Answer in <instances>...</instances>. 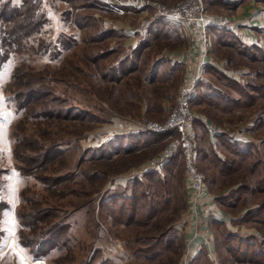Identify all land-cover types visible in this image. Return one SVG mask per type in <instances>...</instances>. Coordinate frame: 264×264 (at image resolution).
I'll list each match as a JSON object with an SVG mask.
<instances>
[{"label": "rangeland", "instance_id": "374dc122", "mask_svg": "<svg viewBox=\"0 0 264 264\" xmlns=\"http://www.w3.org/2000/svg\"><path fill=\"white\" fill-rule=\"evenodd\" d=\"M5 1L7 0H0V4ZM11 1L14 4L20 2ZM40 1L41 9L48 19V24L39 33L40 37L36 35L29 38L21 53L12 54L0 65V96L3 97L0 100V264H32L37 258H43L46 264H86L89 260L92 261L91 264H99L101 260H107L108 264H187L191 257L186 247L188 238L185 235V226L190 216L188 208L191 205H194L195 209L202 206L198 202L194 204L190 201L189 192L187 200L185 199L180 188L181 181L176 179L179 177L174 174L169 211L147 227L144 224L138 227L130 223L128 228H125L114 219L99 218L97 214V206L101 200L110 195L126 194L130 189L132 179H124L130 170L138 169L159 155L167 144L165 142L167 136H164L158 141L160 145L156 149L157 152L147 159L146 146L141 147L139 153L126 154L122 151L116 153L117 145L111 148L112 142L117 141L119 134L125 136L142 133L127 132V129L144 126L149 122L162 124L168 114L167 112L160 120L146 118V82L142 80L146 75V52L143 56L145 67L129 79L125 78L130 75L123 78L124 80L112 83L100 77L102 69L112 65L116 58L132 48L127 44L128 34L134 32L135 38L139 36L143 38L144 42L139 41L138 44H144L146 47V23L156 21V18H152L153 11L124 8L118 13L109 8L105 0H87L90 7L76 9L72 7V3L69 4L65 0ZM153 1L167 6L183 2V0ZM255 2L264 8V0ZM203 5L208 15L216 16L215 19L219 20L221 12L219 13L216 8H222L221 6L209 7L204 2ZM81 14L90 16L92 20L88 27L78 29L73 22H79ZM108 28L113 29L114 34L102 42L94 41L92 36ZM135 30L139 32L136 33ZM61 32L75 37L76 43L73 47L63 51L52 62L46 56L35 54L39 38L47 42L54 40ZM216 38L213 33L211 48L203 51V56H206V52L208 54L211 52L216 59H221L224 66L239 73L238 83L231 79L227 81L228 86L218 84L217 80L215 83L220 93L224 92L225 96L242 100L239 107L236 106L229 111L230 114L236 111L244 114L240 123L238 120L233 121L231 131L253 138L255 142L251 151L252 159L259 160L264 157V90L257 93L250 88L264 85V74L260 79L258 77L264 73V63L258 60L249 61L238 54L236 47L238 45L235 42L234 47L218 45ZM263 45L260 44L259 48L264 51ZM48 46L53 53L56 52V49H52L55 48L53 43ZM96 51L103 56L97 61ZM16 67L19 71L13 81L11 76ZM190 69L195 72L198 64L196 68ZM199 70L201 77L202 66ZM187 73L182 75L180 82ZM31 76L42 77L45 88L64 100L62 103L64 108H73L78 118L58 120L36 116L41 109V105L37 103L16 112L9 99L12 96L11 91L23 90V87L18 85ZM234 82L247 87L240 91ZM178 87L179 85L176 88L174 85H168L164 87L167 90L153 89L156 91H153L152 95L175 93L173 107ZM133 90L137 94L134 95ZM157 108L154 107L152 110L155 111ZM190 109L193 113L198 112L191 105ZM199 111L210 115V119H216L212 118L214 114L212 111L216 110L204 106ZM217 112L221 117L215 121L219 124L223 117L221 114L225 112ZM223 121L220 126L223 125ZM194 130L197 168L204 177V192L208 191L217 197L224 195L231 188H245L236 208L220 209L213 200L214 209L226 213L232 222L225 225H214L211 221L206 223L211 232L209 238L205 237L210 244L209 252L203 250L207 258L212 264H233L222 248L220 239L230 232L256 238L263 237L264 227L259 228L254 223L240 225L234 220L246 210L259 206L264 197H256L252 193L254 178H248L245 172L240 170L222 175L216 167L204 160L201 154L210 149V144L204 134L202 135L196 128ZM20 142L21 147H17V151L21 156V163H16L13 152L16 144ZM125 143L127 144V141L123 144ZM51 144L58 145L61 152L59 151L60 154L50 163L37 167L34 163L28 162L34 151L38 152ZM225 158L229 165L231 156L227 153ZM261 162L264 164V160ZM178 166L184 174L180 159L176 168ZM17 167L22 168L26 175L18 172ZM91 173L93 175L90 176ZM85 174L88 176L85 177ZM50 178H57V183L42 182ZM245 207L248 209L243 210ZM44 213L49 216L42 218ZM57 222H61L60 227L51 234L47 233L51 225L57 226ZM44 232L47 234L42 235ZM160 236L170 240V247L160 257L150 260L151 255H146V239H158ZM49 244H54L53 248L49 249ZM38 253L41 255L38 256ZM92 257L93 260L90 259Z\"/></svg>", "mask_w": 264, "mask_h": 264}, {"label": "trees", "instance_id": "16d2710c", "mask_svg": "<svg viewBox=\"0 0 264 264\" xmlns=\"http://www.w3.org/2000/svg\"><path fill=\"white\" fill-rule=\"evenodd\" d=\"M65 1L67 3L69 2V4L72 3L74 9L90 7V3L87 0ZM203 2L209 7L221 6L225 8L233 5L226 4L222 2V0H203ZM41 8L40 0H20L19 4H14L11 0H7L0 4V65L5 63L12 54L21 53L26 47L25 42L36 35L39 36L43 27L48 24V19ZM231 8L233 9V6ZM80 16L82 17H80L79 22H73V25L78 29L88 27V23L91 22L92 18L85 14H81ZM210 31L217 37L216 42L218 45H228L229 47L232 45L231 47H234L233 45L237 44L238 54L244 56L249 61L258 60L264 63V51L258 46L242 43L236 36L223 27H211ZM112 34H114V30L108 28L105 31L98 32L97 35L95 34L96 36L94 35L92 37L94 41L102 42ZM41 40L42 39L39 38L35 54L39 53L41 56H46L51 62L63 51L69 50L76 43V39L72 34L66 35L62 32L57 35L54 40L51 39L47 42ZM51 43H53L55 47L52 49H56L55 53H53L49 48L50 46H48ZM144 47V44L139 43L135 48H131L126 53H123L114 60L112 65L101 70L100 77L105 81L113 83L119 82L121 79L133 73L137 69L138 59ZM101 55L102 53L97 52V54H95V57H97L95 61L101 59L99 58L103 57ZM18 71L19 68L16 67L11 76L13 81L17 77ZM263 74L264 73L259 74V79L263 77ZM214 76L223 86H228L227 81H231L218 72H214ZM41 79L42 77H28L27 80L25 79L23 83L18 85L19 87H23V90L20 91L16 89L15 91H11L12 96H9V99L13 103L15 111H23L32 103H37L41 105V109L36 116L58 120L77 119L78 114H76L75 110L71 107L64 108L62 104L64 100L53 94L51 90H47L43 83V79ZM235 85L240 91L245 90L247 87L240 86L236 83ZM250 90L260 93L264 90V85L260 84L259 87H253V89L250 88ZM241 101L242 100L239 99L226 98L222 93L216 96L208 95L202 91V83L198 82L195 85L190 105L201 104L212 110L229 112L236 106L239 107ZM194 127L196 129L197 127L202 128L196 121L194 122ZM202 134L205 135L204 130ZM164 136L166 137L167 135L143 132L137 135H121L118 136L117 141H120L122 144L127 141V144L125 143L122 145L120 143L116 151H122L125 154L134 153L143 146L162 140ZM216 141L220 150L231 156L229 165L225 161L220 160L212 149H206L205 153L201 154V157L203 156L202 158L204 160L216 167L222 175L240 170L245 172L248 178H254L252 193L256 197H264V164L260 160L254 161L252 159L251 145L242 147L238 143L229 142L226 133L217 135ZM21 142L23 143L24 139H22ZM21 142L16 144L13 152L14 158L17 161L16 163H21V156L17 151V147H21ZM33 148L35 149V147ZM59 151L58 145L51 144L47 146V148L40 149L38 152L34 151L32 153L33 156L29 158L28 162L34 163L37 167L42 165L45 166L60 154L61 151ZM22 159L24 160L23 157ZM178 160L179 156H173L165 162L160 171L144 174L140 179H132L130 189L127 191L128 193L110 195L106 199L101 200L97 206L98 217L112 218L116 223L123 225L125 228H128L130 223H134L138 227L144 224L147 227L156 218L169 211L171 183ZM16 169L18 172L26 175V172L24 173L22 168L17 167ZM89 175L91 176L93 174L91 173ZM84 176L87 177L88 175L85 174ZM57 181V178L42 180V182L46 184L57 183ZM244 191V187L231 188L224 195L215 196L213 198L214 203L220 209L236 208L239 205L240 195ZM262 200L259 206L246 210L234 221L240 225L254 223L259 228L264 227V198ZM48 216L49 214L44 213L41 217L46 218ZM60 223L57 222V226L51 225L52 227L50 226L48 228L47 233L51 234L56 231L60 227ZM63 227H65L64 224ZM47 233L44 232L42 235ZM169 241V239L167 240L162 236L158 239H146V255H151L150 260L160 257L170 247ZM220 243L233 264H264V235L263 237L256 238L247 234L230 232L220 239ZM53 245L54 244H49L48 248H53ZM37 255L40 256L41 253ZM90 259L93 260L94 258L92 257ZM90 261L91 260L86 264H91L92 261ZM99 264L108 263L107 260H101ZM187 264L212 263L207 258L206 253L201 249L189 258Z\"/></svg>", "mask_w": 264, "mask_h": 264}, {"label": "crops", "instance_id": "0c3cea01", "mask_svg": "<svg viewBox=\"0 0 264 264\" xmlns=\"http://www.w3.org/2000/svg\"><path fill=\"white\" fill-rule=\"evenodd\" d=\"M222 2H225L226 4H233L231 5V7L233 6V9L231 7L216 8L219 13L221 12V16L218 20L219 25H210L208 27V32L206 33L208 38L206 37L207 43L205 45V51L211 48L213 33L210 31V28L216 26H222L244 44L256 45L258 47L260 44H264V8L262 5L253 0H246L242 3H239V0H222ZM214 17L216 18V16ZM170 29H173V31ZM126 31L129 32L128 29ZM135 32L138 33L139 31L135 30ZM128 35L127 44L132 48L138 44L139 41L144 42L143 38H140V36L135 38L133 36L134 32H132L131 35ZM200 45V37L194 34V30L191 26L181 22L166 23L164 20H156L153 22L149 21L146 23V47L142 57L140 58L138 68L131 73L128 78H125L129 79L130 77L136 75L141 68L146 66V75H144V79H142L146 82V118L153 117L157 120L163 119L172 107L173 96L175 93H173V95L169 92L162 93L161 95H152L153 91H156L157 89L167 90L164 87L168 85H174L176 88L179 85L182 75L186 72H193L190 68H196V65L199 63L201 58H203L204 63L202 64L201 79L199 82L202 83V91L204 93L211 96H216L220 93L215 83L216 79L214 72L221 73L228 79L233 81L235 80L236 83L240 81V77L238 75L239 73L230 67L224 66L220 61L221 59H216V56L214 57L210 51L209 54L206 52L205 57L202 56ZM145 52L146 65L144 66L143 56ZM212 78L214 80H212ZM218 84L220 83L218 82ZM151 89L152 91H150ZM133 92L134 95L137 94L136 91L133 90ZM222 94H224V92H222ZM138 95L140 96L141 94L139 93ZM225 97L230 99L229 96ZM192 106L198 110V112L194 111L196 117L195 121L202 126V128L197 127V130L201 133L204 130V136H206V139L210 144V149L215 152L216 156L220 160L225 161L227 154L220 150L216 141V136L221 133L227 134V140L229 142L238 143L242 147L251 145V151H253V142L255 141H253L252 137L247 138V136H243L242 133L231 131L233 130V128H231V124H234V120H238L237 122L240 123V120H242L244 115L243 112L236 111L230 114L226 111L224 113L225 115L221 114L223 117L222 119L219 118V122L221 123V121H224L222 122L223 125L220 126V123L217 124L215 121L220 116V113L212 111L214 113L212 114V118L216 119H210V115L203 114L202 111H199L203 109L204 105L197 104ZM154 107L158 108L153 111L152 108ZM118 136L121 135L119 134ZM120 143V141L114 140L111 148L113 149L116 145L119 148ZM159 145L160 142H152L149 145H146V159L157 152L156 149ZM140 150L141 149L139 148L135 151V153H139ZM115 152L119 153L116 150ZM259 160H264V157L259 158ZM174 175L179 177L176 179L181 181L180 188L186 199L187 192H189V185L185 180V176L182 173L181 168L179 169V166L176 168ZM214 196L215 195H211L208 191L204 192L202 196V208L198 207L195 209L192 205L188 208L190 216H188V221L185 226V235L188 238L186 239V247L191 256L201 249L209 252L210 244L205 239L208 240L209 236H211V232L208 224L206 227V223L211 221L214 225H225L232 221L227 218L228 215L226 213L222 211L220 212L219 209L217 211L214 209ZM208 207L212 208L210 210L211 212H206V208ZM244 209L248 208L245 207L243 210Z\"/></svg>", "mask_w": 264, "mask_h": 264}, {"label": "built area", "instance_id": "2783aa9c", "mask_svg": "<svg viewBox=\"0 0 264 264\" xmlns=\"http://www.w3.org/2000/svg\"><path fill=\"white\" fill-rule=\"evenodd\" d=\"M105 3L116 12L121 13L124 8L135 10L153 11L156 20L183 23L191 26L194 34L200 37L201 55L205 51L207 38L205 32L210 25H219L215 17L206 13L202 0H183L173 6H167L153 0H105ZM203 58L198 63L195 72H188L183 76L178 92L175 97L174 106L168 111L162 124L149 122L144 126H135L127 129V132H146L153 134H166L167 142L162 151L146 164L131 169L124 179H140L144 174L158 171L165 162L173 156H179L184 170L185 179L189 185V199L192 203L202 205L204 193V177L197 168L196 133L194 130L195 116L190 109V101L197 82L200 81V66ZM194 206V205H193ZM212 208H206V212ZM211 212V211H210ZM32 264H46L43 258L33 260Z\"/></svg>", "mask_w": 264, "mask_h": 264}, {"label": "clouds", "instance_id": "9594fccd", "mask_svg": "<svg viewBox=\"0 0 264 264\" xmlns=\"http://www.w3.org/2000/svg\"><path fill=\"white\" fill-rule=\"evenodd\" d=\"M3 99V97L2 96H0V100H2Z\"/></svg>", "mask_w": 264, "mask_h": 264}]
</instances>
